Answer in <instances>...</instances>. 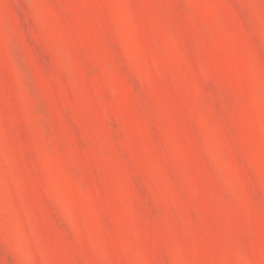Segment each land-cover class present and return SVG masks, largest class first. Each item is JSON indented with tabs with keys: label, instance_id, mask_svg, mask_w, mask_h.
Returning <instances> with one entry per match:
<instances>
[{
	"label": "rangeland",
	"instance_id": "rangeland-1",
	"mask_svg": "<svg viewBox=\"0 0 264 264\" xmlns=\"http://www.w3.org/2000/svg\"><path fill=\"white\" fill-rule=\"evenodd\" d=\"M0 264H264V0H0Z\"/></svg>",
	"mask_w": 264,
	"mask_h": 264
}]
</instances>
